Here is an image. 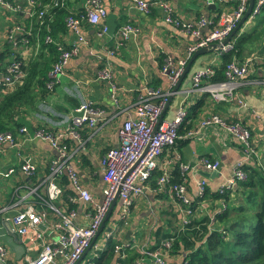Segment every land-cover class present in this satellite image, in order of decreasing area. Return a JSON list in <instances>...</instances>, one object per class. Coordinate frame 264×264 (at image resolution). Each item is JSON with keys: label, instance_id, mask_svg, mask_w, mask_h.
I'll list each match as a JSON object with an SVG mask.
<instances>
[{"label": "crops", "instance_id": "obj_1", "mask_svg": "<svg viewBox=\"0 0 264 264\" xmlns=\"http://www.w3.org/2000/svg\"><path fill=\"white\" fill-rule=\"evenodd\" d=\"M4 1L12 4L23 2V0ZM83 1L68 0L65 5L66 11L71 13L83 11ZM210 1L211 5L208 8L207 0H170V3L176 17L183 21H194L198 15L209 19L217 14L216 11L231 9V4L227 0ZM101 2L108 15L114 17L116 28L125 22H130L137 28V33L130 36L109 58L112 79L118 87L117 104L115 105L108 96L107 82L98 78L99 71L104 68L101 47L110 39L95 35V30L101 24L96 26L83 24L82 31L88 43L80 46L77 54L70 57L57 83L48 92L36 98L35 104L31 107H17L16 115H14L19 126L51 130L59 126V119L70 118L73 112L78 113L76 109L82 103H88L102 111L95 129L84 128L80 131L81 137L85 140L84 149L76 153L73 159V165L80 176L82 185L95 200L101 198L103 187L98 165L99 158L106 149L116 145V131L125 116L133 115L137 91L144 84L166 88L167 80L160 73L161 67L169 61L178 62L184 55L186 45L191 41L176 28L164 23L156 8H152L148 13H142L129 8L124 0H101ZM25 17L22 12L13 15L0 5V51L3 49L9 27L15 22L24 21ZM250 26L251 21L246 20L239 28V32L249 29ZM52 39L68 45L73 40V35L65 28L63 31H58ZM37 48L38 37L31 39L27 48L18 45L15 51L19 53L21 59L26 60L35 53ZM259 50L258 54L254 51L250 71L244 84L237 90L248 107L247 110L239 109L233 102H212L206 96L203 97V104L197 113L187 120L188 128L195 126L200 118L211 113H216L228 120L240 121L249 128L257 156L264 151V125L257 118L264 111V83H262L264 81V40ZM4 60L6 61L7 58ZM210 62L214 65L218 63L216 51L194 58L188 71L180 80L177 90L168 99L160 121H168L173 117L181 99H184L188 107L201 97L202 94L189 90L190 77L196 68ZM9 131L15 137L16 145H0V172L10 167L16 170L6 177L0 176V244L4 246L13 264H24L27 258L36 256L39 242L31 240V232L24 235L18 234L7 218L26 204L34 202L29 190L46 174L48 160L54 152L46 142L31 139L18 132L17 128H11ZM202 157L209 160L216 159L219 162L216 174L210 179H205L206 186L213 190L229 177L232 166L241 159V152L226 132L218 127H206L194 137L179 140L172 147L161 152L156 170L145 183L143 194L132 200L129 213L123 223L117 219L119 202L115 201L112 214L106 219L104 226L110 228L116 226V232L113 235L122 241L123 245L127 244V241L129 247L136 252L137 256L132 264L139 258L138 264H152L150 257L139 256L135 249L137 246L145 244L146 247L153 248L157 244L155 243L157 239L159 241L163 239L161 234H178L182 230V232L189 230L188 227H184V230L180 225L182 215L179 213L177 202L169 193L157 191L156 176L165 165L168 169L174 163L178 166V162L188 165L189 168L185 173L179 172L186 185L187 195L193 200L197 195L196 183L203 178L199 173L204 170L198 162ZM25 161L34 166V172L30 176H25L17 169ZM168 161L171 162L167 164ZM220 202L204 198L194 207L189 216V222L198 221L204 216L210 217L212 212L219 208ZM34 207L45 211V219L37 226V229L42 232L45 239H53L55 232L50 228V224L55 221L53 213L38 202H34ZM57 207L65 209L59 205V202ZM74 209L76 221L80 224L85 223L82 217L83 204L75 202ZM157 232L158 234L155 235ZM100 233L99 242L101 241L103 246L108 232L102 230ZM169 250L165 252L167 264H178L182 253H169ZM94 255L95 253L90 255L87 260L90 261L89 259ZM124 259L125 256L122 260ZM107 264H117V262L111 259ZM120 264L129 263L124 261Z\"/></svg>", "mask_w": 264, "mask_h": 264}, {"label": "built area", "instance_id": "obj_2", "mask_svg": "<svg viewBox=\"0 0 264 264\" xmlns=\"http://www.w3.org/2000/svg\"><path fill=\"white\" fill-rule=\"evenodd\" d=\"M124 1L129 8H134L142 13H148L152 8L158 9L164 23L173 26L182 35L189 37L191 41L186 45L184 55L178 62L169 61L161 67L160 73L167 80L166 88L144 84L137 91L133 115L125 116L116 131V145L106 149L99 158L103 188L101 189V198L98 201L93 200L88 190L82 185L80 176L73 165V159L76 153L84 149L85 140L81 137L80 131L84 128L95 129L102 114L101 110L88 103H82L76 109L80 115L59 119V126L56 129H28L25 126L18 129V132L31 139L46 142L54 152L48 160L46 174L29 190L30 195H34L38 203L53 213L55 221L50 224V228L55 232L54 238L45 239L42 232L37 229V226L45 219V211L36 209L34 202L26 204L7 218L9 224L16 229L18 234L24 235L31 232V240L39 242L36 256L27 258L24 264H73L77 261L89 246L111 205L115 193L117 192L119 202L117 219L123 223L129 213L132 200L134 197L143 194L145 183L156 170L161 152L172 147L179 140L194 137L206 127L214 126L226 132L239 146L243 155L232 166L229 177L217 187L219 192L223 188H231L237 181L243 180L245 174L242 165L247 162L245 158L249 161L252 157H257L254 153L249 128L236 119L227 120L216 113H211L200 118L195 126L180 132L179 127L187 115L184 99L178 103L171 119L160 121L161 113L168 99L175 93L172 89L190 55L199 47L210 43H220L244 13L248 0H227L234 2V7H231L229 11L219 12L213 29L205 35H201L200 30L208 23V19L199 17L194 21H183L174 14L170 0ZM63 2L64 0H53L52 5H61ZM262 2L263 0H255L248 20L258 12ZM0 5L13 15L22 12L27 17V15H31L30 9L36 5V0H23L22 3L16 4L0 0ZM82 8L83 14L69 13L64 18L66 30L73 35V40L68 45L54 41L49 35L44 36V41L52 43L57 52L56 60L47 73L45 83L47 90H50L57 83L58 77L70 57L77 54L80 46L88 43L82 31L84 23L91 26L101 24L95 30V35L104 37L106 34L105 24L101 22L106 19V9L101 0H84ZM41 15L42 12L39 11L37 16ZM136 33L137 28L130 22H125L119 25L112 35H108L110 43H105L101 47L104 68L99 71L98 78L107 82L108 96L115 105L117 104L118 87L112 79L109 58L122 47L130 36ZM29 34V27L21 25L20 22H15L9 27L5 39L14 50L17 49L18 45L27 48L29 43L27 35ZM17 37H20L18 41ZM230 47V42H227L221 46L219 51H226ZM253 59L254 57L251 56L242 63L230 61L224 67L223 79L217 82L210 81L211 76L214 75L212 62L200 66L191 74L189 90L200 94L206 93L212 102H233L238 108L248 109L237 90L244 84ZM20 63V61L13 60L6 66L4 72L0 73V86L5 91L14 87L22 79L23 72ZM257 118L264 125V111ZM68 142L72 143L73 146H69ZM0 145H16L15 137L10 131L0 132ZM170 162L168 161L167 164ZM198 162L207 172L216 171L219 167V162L216 159L209 160L202 157ZM177 167L181 173H185L189 168L188 165L180 162H178ZM17 169L25 176H30L34 172V166L28 161L21 163ZM15 170V168L10 167L4 172H0V176L6 177ZM168 170L165 165L156 176L157 191L169 193L177 202L179 213L182 215L181 221H179L182 227L189 222V216L192 214L191 200L187 195L183 180L180 182L170 181ZM62 173L66 175L75 195V198H71L70 201L80 202L84 205L82 217L85 223L80 224L76 221L75 209L57 207L62 194V187L59 184V177ZM205 186L206 180L201 178L196 183V196H201L204 193ZM220 204L223 207V202ZM116 228V226H112L105 239L109 237L113 239L115 243L114 254L123 258L124 253L121 251L123 242L113 235ZM171 241V239L161 241L153 248H148L143 244L135 249L139 256L150 257L152 264H167L165 252L170 249ZM139 261L140 258L134 264H138ZM0 264H13L1 244Z\"/></svg>", "mask_w": 264, "mask_h": 264}, {"label": "trees", "instance_id": "obj_3", "mask_svg": "<svg viewBox=\"0 0 264 264\" xmlns=\"http://www.w3.org/2000/svg\"><path fill=\"white\" fill-rule=\"evenodd\" d=\"M67 1L64 0L61 5L53 6V0H36V5L30 9L31 15H27L24 21L20 22L21 25L30 29V34L27 35L28 42L38 37V48L29 59L22 61L19 53L4 39L5 43L0 51V73L4 72L11 61H20L23 77L18 84L4 93V89L0 86V132L9 131L11 128L18 130L21 126L14 117L17 107H31L35 104L36 98L48 92L45 87L47 73L56 60L57 52L52 43L44 41V36L49 35L53 38L58 31H63L65 29L64 18L69 13L83 14L82 10L75 13L67 12L65 9ZM229 3L231 7H234V2L229 1ZM39 11L42 12L41 16H37ZM216 13L200 30L201 35L213 29L219 11ZM107 15L106 10V17ZM199 17L198 15L196 20ZM250 21L249 29L241 32L238 29L232 35L229 40L230 49L215 50L218 63L214 65V75L211 76L210 81L222 80L224 67L230 61L242 63L245 59L255 55V52L257 54L260 52L259 47L264 40V0ZM104 37L109 39L107 34ZM18 39L20 37H17V41ZM5 58H7L6 61ZM203 97L206 95L202 94L199 99L187 107V115L179 127L180 132L188 129L187 120L191 119L202 106ZM67 144L73 146L70 142ZM242 170L245 178L237 181L233 187L223 188L219 192L217 188L212 190L205 186L204 193L190 202L191 212L196 203L204 198L219 200L224 204L223 208L215 210L210 217L204 216L186 225L188 229L196 225L197 229L194 227L191 231L187 230L181 234H161V239L172 237L169 253H182L178 264H264V151L260 156L252 157L244 163ZM168 172L170 181H182L177 163H174ZM59 184L62 187L61 198L58 200L59 205L66 209H74L75 202H71L70 199L75 198V195L64 173L59 177ZM31 197L34 202H37L34 195ZM157 234L158 232L155 233ZM160 241L157 239L154 247ZM126 243L121 249L125 256L124 260L118 254H114L115 243L111 237L105 239L103 248L89 260L94 264H107L111 259H115L119 264L124 261L132 264L137 254L129 247L127 241Z\"/></svg>", "mask_w": 264, "mask_h": 264}, {"label": "water", "instance_id": "obj_4", "mask_svg": "<svg viewBox=\"0 0 264 264\" xmlns=\"http://www.w3.org/2000/svg\"><path fill=\"white\" fill-rule=\"evenodd\" d=\"M207 2H208V6H207V8H208L209 5H211V1L207 0ZM253 3H254V0H248L247 6H246V9H245L244 13L240 17V19L238 20L236 25L233 27V29L228 33V35L224 39H222V41L220 43H210L208 45L199 47L190 55V57L188 58V60H187L185 66L183 68V71H182V73H181L176 85L172 89L173 91L177 90L180 80L182 79V77L188 71V68H189L190 64L192 63V61L194 60L195 57H197L198 55L205 54V53L213 52L215 50H219L222 45H224L227 42H229V40L231 39L232 35L239 29L240 25H242V23L245 21V19L248 18V16L250 15V11H251V8L253 6ZM104 24H105V27H106V34L109 35V36L112 35V33L114 32V29H115L114 17L112 15H108L106 17V19L104 20ZM167 104H168V101H167L166 105ZM72 115H80V112H78V113L73 112ZM199 174H200V176H202L205 179H207V178L210 179L216 174V171H210V172L200 171ZM116 199H117V192L115 193V195L113 197V200L111 202V205L109 206V208H108V210H107V212H106V214H105V216L103 218V221L101 222L99 228L97 229V232H96L95 236L93 237L91 243H93L94 239L97 237V235L102 230H104L106 232H110L111 228L107 227V226H104V223H105L106 219L108 218V216H109V214L111 212V209H112ZM127 234H128V231H127ZM125 237H126V235H125ZM84 254L85 253H83L81 255L80 259L75 264H78V262L81 260V258L83 257Z\"/></svg>", "mask_w": 264, "mask_h": 264}, {"label": "rangeland", "instance_id": "obj_5", "mask_svg": "<svg viewBox=\"0 0 264 264\" xmlns=\"http://www.w3.org/2000/svg\"><path fill=\"white\" fill-rule=\"evenodd\" d=\"M248 20V19H247ZM246 21V20H245ZM244 21V22H245ZM243 22V23H244ZM250 54V53H249ZM248 54V55H249ZM253 54V53H252ZM251 55V54H250ZM205 95H207L206 93H205ZM229 103H231V102H229ZM81 105V104H80ZM79 105V106H80ZM78 106V107H79ZM238 107V106H237ZM239 109H242V108H239ZM245 110H247V109H245ZM78 112V111H77ZM238 146V145H237ZM239 147V146H238ZM240 149V148H239ZM254 149V148H253ZM254 153H255V155H257L256 154V151L254 150ZM241 157H243V155L241 154ZM247 161H248V159L247 158H245ZM98 165H99V163H98ZM100 172V171H99ZM186 172V171H185ZM101 175V174H100ZM101 178V177H100ZM103 188V187H102ZM91 195V194H90ZM92 196V195H91ZM92 199L93 200H95L93 197H92ZM117 201H118V199H116ZM191 200V199H190ZM204 200V199H203ZM203 200H200V201H198L196 204H198V203H201V201H203ZM95 201H98V200H95ZM192 201V200H191ZM223 206H224V204H222ZM83 207H84V205H83ZM220 208H223V207H221V204L219 205V209ZM214 212V211H213ZM213 212H212V214H213ZM106 214V213H105ZM111 214H112V209H111V212H110V214H109V216H108V218L111 216ZM103 221V220H102ZM101 224V223H100ZM187 225V224H186ZM186 225H184V226H182V228L184 229V227H186ZM100 226V225H99ZM198 226H195V228H197ZM99 228V227H98ZM194 228V227H193ZM193 228H191V229H193ZM191 229H189L190 231H191ZM185 230V229H184ZM183 231V230H182ZM182 231H180V234H181V232ZM97 232V231H96ZM96 234V233H95ZM95 236V235H94ZM93 236V237H94ZM199 237V236H198ZM100 238H101V233H99V235H97V237L94 239V241H93V243H91V241H92V239H91V241H90V244H89V246L87 247V250H85L83 253H85L83 256H84V258L82 259L81 258V263H80V261L78 262V264H94L93 262H91V261H88L87 260V258L90 256V255H92L93 253H95V255H97V252L99 251V250H101L102 248H103V246L101 245V241L99 242V240H100ZM167 239H171L172 240V237H169V238H166V239H163L162 241H164V240H167ZM161 242V241H160ZM82 253V254H83ZM81 257V256H80ZM80 259V258H79ZM78 259V260H79ZM91 259V258H90ZM77 260V261H78ZM87 260V262H84V261H86ZM77 261H75L73 264H75Z\"/></svg>", "mask_w": 264, "mask_h": 264}]
</instances>
